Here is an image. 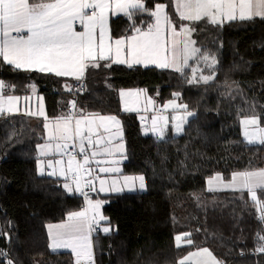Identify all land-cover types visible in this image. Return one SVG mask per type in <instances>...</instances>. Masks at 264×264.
Wrapping results in <instances>:
<instances>
[{"label": "trees", "instance_id": "1", "mask_svg": "<svg viewBox=\"0 0 264 264\" xmlns=\"http://www.w3.org/2000/svg\"><path fill=\"white\" fill-rule=\"evenodd\" d=\"M145 3L148 11L111 19L114 37L152 24L149 13L158 3L166 4L172 21H183L174 0ZM190 24L200 55L183 72L103 60L73 82L54 73L16 69L0 57L6 91L23 96L29 83L36 82L47 117H58L61 108L70 109L76 100L82 113L114 114L122 120L123 173L143 174L146 190L101 196L111 230L93 235L97 264H178L202 247L222 264H264L259 251L264 247L259 239L264 212L246 189L207 186L215 174L230 180L234 172L264 168V143H249L241 129V119L248 115L264 126V17ZM202 56L217 61L215 77L207 83L192 81L193 65ZM122 87H144L161 103L176 99L193 116L179 135L161 139L144 133L138 114L121 112ZM44 125L39 116L0 114V264H75L72 252L50 250L47 225L82 211L86 201L65 189L62 178L39 172L37 146L44 141ZM257 195L264 201L259 191ZM182 233H190L193 243L177 247L175 237Z\"/></svg>", "mask_w": 264, "mask_h": 264}, {"label": "snow or ice", "instance_id": "2", "mask_svg": "<svg viewBox=\"0 0 264 264\" xmlns=\"http://www.w3.org/2000/svg\"><path fill=\"white\" fill-rule=\"evenodd\" d=\"M165 4H156L154 10L149 14L155 18V24L148 25L147 31L135 28L137 35L127 37V54L130 60L121 59L126 43L124 38L115 40V56L117 63L154 64L159 68H174L177 72H183L188 65L189 59L196 56L200 49L190 47L194 41L187 39L180 40L181 34L187 36L193 30L187 26H182L181 31H177L172 24L171 17L165 11ZM110 9L122 12L129 18L134 15L133 10L138 12L148 11L145 0H0V57L8 64L14 65L16 69L38 70L40 72L55 73L57 76H73L77 80L81 79L85 70L91 66H98L94 62L97 58L107 59L113 53L111 44H105V33L108 31V16ZM176 12L181 20L201 21L208 19L212 24H220L225 20H250L254 17H264V0H176ZM79 22L83 26V31H76L75 24ZM169 29L168 36H165L164 28ZM99 29V43H97V30ZM26 30V35L20 34ZM205 60L208 57H203ZM212 58V64H215ZM211 67V65H209ZM195 70H193V80H195ZM211 76H202L205 83L211 80ZM192 81H189L191 83ZM7 86L0 81V114L4 112L12 113L18 111L16 102L20 99L16 96H4L3 91ZM33 90H34V86ZM71 91V89H68ZM125 93L121 92V96ZM132 95V93H128ZM178 95V94H177ZM151 103V101H149ZM73 108L75 103L73 102ZM184 107L186 105H176L174 101L164 106ZM132 108H125V111H133ZM31 115L44 117V109L41 104L39 112H31ZM187 116L193 113H187ZM47 119V117H45ZM167 123L166 117H161ZM174 119L180 122L176 124V131L182 130V124L186 117L177 116ZM73 115L61 116L54 122L45 123L44 127L52 143L38 145L41 156L48 155L49 152H56L68 156L66 162L63 159L56 160L55 165L59 166V175L65 179H71L75 185L73 189L69 183L64 184V188L69 192L75 191L84 196L86 207L82 211L69 212L64 223L48 225L49 236L52 240L51 247L68 248L75 255V264H94L92 244L89 239L94 226L101 222H106L101 208L104 204L102 200H91L85 189L97 191L94 186V179L99 180V191H107L104 185L106 180L96 176L94 179L91 164L118 163V161H101L97 156H113L123 153L122 144H113L112 140H105L100 132L101 128L108 131L107 124L111 122L117 129L120 122L115 116H99L97 119H89L81 114L79 119L73 123ZM245 125L244 135L249 143L259 141L264 143V129L255 128L248 130L249 125H257V118L253 117L243 121ZM151 131L159 132L163 135V129L157 127V118L153 117V127ZM119 135V132L116 133ZM95 137V139L93 138ZM95 149L89 154L87 149ZM82 156V160H77L75 152ZM47 166L53 167V162L48 161ZM99 172L110 173L119 172V168L100 167ZM40 171L43 174V161L40 162ZM50 175H57L54 170ZM133 179H139L140 188H144V177L137 178L124 177L127 183ZM215 179H220L217 176ZM113 185L116 181H112ZM212 181H209L211 184ZM235 190H247L252 201L264 212V201L258 199L257 192L264 196V169L256 171H245L234 173L232 180L227 185ZM113 191L121 189L113 188ZM264 218V217H262ZM111 229L104 227L103 232L107 233ZM190 233L177 235L175 240L177 247L182 242L192 244ZM264 241V236L259 237ZM259 251L264 252V247ZM195 258V264H216L212 253L204 248L198 252L189 253L178 264H186V261ZM9 264H12L9 261Z\"/></svg>", "mask_w": 264, "mask_h": 264}, {"label": "rangeland", "instance_id": "3", "mask_svg": "<svg viewBox=\"0 0 264 264\" xmlns=\"http://www.w3.org/2000/svg\"><path fill=\"white\" fill-rule=\"evenodd\" d=\"M160 4H164V3H160ZM165 11H167V10L165 9ZM212 58L213 57L208 58L206 61H204L205 59L204 60L202 59V61L200 60L197 64L193 65V70H195V77L196 78H195V80H193V75H192V81L198 82V83H201V82L203 83L204 81L202 79H200V77H202V76H211L213 78L215 77V74H216L215 68H216L217 61L215 60L216 63L212 64ZM209 65H211V67ZM188 66H191V64L188 63V65L186 67H188ZM71 80L73 82H75L77 79L76 78H72ZM71 80H69L68 82H70ZM0 81H3L4 84L7 86V80L0 79ZM32 86H34V90H33ZM68 87H71V83L68 84ZM124 90H128V91H124ZM121 92H124L125 95L121 96ZM128 93H132V95H128ZM3 95L5 97L6 96H16V97L20 98L16 102V107L19 110L15 111V112H12V113L23 112V113L29 114L31 112H39L40 106L42 104L43 105V109H44V113H45V116L43 117L44 118V123L54 122L56 120V118H58V117L70 115V110L67 107H63V108H61L58 117H55V118L47 117V104H46V101H45V97H44L43 93L40 92L39 85L36 82H34V81L29 83V92H28V94H25L23 96L22 95H16V94L10 93V92L6 91V89H4ZM146 95L155 97L154 94L148 93V90L146 88H144V87H122V88H120L119 89V97H120V102H121V106H120L121 112L127 113V112L124 111L126 107L132 108V109L133 108L137 109V108L142 107V109H144V105H145L144 96H146ZM59 102H60V100H59ZM158 103L163 105V103H161V102H158ZM181 113L182 112H180V114ZM190 113H193V112L190 111ZM81 114H83V116L89 115V114L82 113L80 110H78L77 117L80 118ZM35 116H39V115H35ZM39 117H42V116H39ZM45 117H47V119H45ZM253 117L257 118L258 124L254 125V126L253 125H249L248 126V130L252 131L255 128L264 129V126L259 124V118L258 117L253 116V115L252 116L248 115V116L242 117V119H241V129H242L243 137H244V139L246 141H248V138L245 137V135H244L245 125L243 124V121L246 120V119L253 118ZM90 119H97V123H99L98 117H93V118H90ZM117 120H119V119H117ZM141 126H142V129L145 130L144 129L145 128V124L141 123ZM107 127L109 129L108 131H104V128L100 129V132L103 135L104 139L105 140L111 139L113 144H122L124 150H123L122 154L117 153L116 155H113V156H97L96 157L97 160H101V161H118V163H102L100 165H97L95 162H93L91 164V168L93 169V176L90 177V178L94 179L96 176H99L100 179H104V180L107 181V183L104 185V187L106 189H108V190L104 191V192H101V191H99V188H100L99 180L94 179V186L97 189V191H95V192L96 193L100 192V193H102L104 195V194H110V193L145 191L146 190V180H145V176L143 174H126V173H123V162L125 160L126 144H125V137H124V129H123L122 125H119V128L117 129L111 122H109L107 124ZM175 129H176V127H175ZM183 130H184V128L182 127V130L180 132L176 131V134H181L183 132ZM117 132H119L118 136L116 135ZM93 138L95 139V137H93ZM45 143H52L53 145L55 143H57V141H50L48 139V133H47L46 129H45L44 141L42 142V144H45ZM253 143H260V142L256 141V142H253ZM93 150H95V149L88 148L89 154ZM49 154H51V155L55 154V155L54 156L50 155L51 157L47 161H45L43 158H41L40 151L38 149L37 155H38V170H39V172H41L40 171V162L43 161V168H44L43 173H48L49 174V173H51V172H53L55 170L57 172V175H55V176L62 178L64 180L63 184L67 183L70 180V178L69 179H65L64 177L59 175V166L55 165V161L63 159L65 161V167H66V162L68 160V156L64 155L62 157L61 154L56 153V152H49ZM56 155H58V156H56ZM49 160H51L53 162V167L50 168V170H51L50 172H46V167H48L47 163H48ZM100 167L119 168L120 171L119 172L103 173V172H99L98 169ZM261 169H264V168H261ZM256 170H260V169H255V170H252V171H256ZM243 172H245V171H243ZM52 176H54V175H52ZM140 176L144 177V185L145 186H144L143 189L140 188L139 179H133V180L127 182V183L124 181V177L137 178V177H140ZM113 180L116 181L115 185H113V183H112ZM221 180H223V179H221ZM227 185H229V183ZM113 188H117V189H121V190L120 191H113L112 190ZM226 189H234V188L227 186ZM88 198L93 200V201H95V200L104 201V199H102L101 196H98V195H96L95 197L93 195H91V197H90V195H89ZM104 203H105V201H104ZM103 205H102V208H101L102 214H103ZM102 224H103L104 227H108V224L106 222H104ZM183 234L184 233H182L180 235H183ZM184 243H186V242H184ZM92 247H93V245H92ZM50 250L54 251V249L51 247V245H50ZM74 261H75V255H74Z\"/></svg>", "mask_w": 264, "mask_h": 264}, {"label": "crops", "instance_id": "4", "mask_svg": "<svg viewBox=\"0 0 264 264\" xmlns=\"http://www.w3.org/2000/svg\"><path fill=\"white\" fill-rule=\"evenodd\" d=\"M174 4H175V8H176V0H174ZM165 9L167 10V8H165ZM120 15H125V14L122 13V12H116L114 9H110L108 11V13H107V16H108L107 29H108V31L105 33V44L106 45L107 44H111V46L113 48V53L111 55H109L107 59H103V60H111L112 62H115V63H117L116 62V59L117 58L115 56V51H114L115 50V47H116L115 46V40L121 39V38H124L125 39L126 43L124 45V51L121 54V59L130 60V57L127 54V37H130V36H133V35H137V33L135 31L133 33H131L130 35H128V36H117V37H114L112 35L111 19L113 17L120 16ZM225 21H227V20H225ZM191 22L192 21H187V20H183L180 23L172 21V24L176 27V30L179 32V31H181V27L182 26H187V27L193 29L192 26H191V24H190ZM152 24H155V18H154ZM147 28L148 27L142 28L141 31H147ZM75 30L78 31V32L79 31H83V26L79 22H77L75 24ZM164 33H165V36L167 37L168 36V33H169V29L167 27L164 28ZM12 34L13 35H26L27 33H26V30H25L24 32H22L20 34H17L15 32H13ZM178 38L180 40H182V41L185 40V39H187L189 41H194L195 42L193 30L187 36H185L184 34H181V36L178 37ZM97 43H99V29L97 30ZM190 47L198 48V46L196 45V43L190 44ZM199 55H200L199 52H197L196 56L193 57V58H191V59H189L188 63L191 64L192 61L193 60H196ZM202 57H204V56H202ZM103 60L97 58L94 63H97V62L103 61ZM119 64L129 65V63H119ZM137 65L144 66V67H157L156 65L149 64V63L131 64V66H137ZM157 68H159V67H157ZM169 68L174 70V68H172V67H169ZM64 77L71 78V79L72 78H75L73 76H64ZM124 91H128V90H124ZM149 101H151V103ZM171 101H174L176 105H183V104L179 103V101H177L176 99H169V100L165 101L163 103V105H162V104H159L158 103L159 101L157 100L156 97L146 95V96H144V102H145L144 109H142V107H140V108H137V109L136 108H133L134 109L133 111H125V110L124 111L127 112V113H136V114H138V116H139V118L141 120V123H144L145 124V128H144L145 130H143L144 133L152 134V135L156 136L157 138L164 139V138H166L168 136L179 135V134H176L175 127H176V124L179 123L180 121L177 120V119H174V117H177V116H184V117H186L185 122L182 124V127L184 128L185 125H186V122L188 121V119L193 116V115L187 116L186 114L189 113L190 110L185 109L184 107H176V108L168 107V108H165L164 106L166 104H169V102H171ZM180 112H182V113L180 114ZM144 114H145V117H144ZM99 116H115L117 119H119L120 125H122L121 118L118 115H114V114H108V115H103V114H89L86 117H88L90 119V118L99 117ZM153 117H156L157 118V127L163 129V135L162 136L160 135V133L158 131L157 132L151 131V129L153 127ZM161 117H166L167 118V123L166 124H165V121L163 119H160ZM75 119H79V117H76ZM75 119L73 120V123L75 122ZM87 151H88V149H87ZM50 155L51 154H48V155H45V156H41V158H43L45 161H47L51 156H54L55 154H52L51 156ZM56 156H58V155H56ZM48 169H50V168L49 167H46V172H47ZM239 172H243V171H239ZM239 172H234V173H239ZM217 176H219L220 179H215ZM221 179H223V180H221ZM210 180L212 181L211 184H209V181ZM231 180H232V177H231L230 180H226V179L223 178V176L221 174H215L214 176H212V177H210V178L207 179V186H208V188L210 190H235V189H226L227 184L230 183ZM67 183L71 184L72 187H73V189L75 188V185L72 184V181L71 180H69ZM89 195H90V197H91V195H93L95 197L96 195L102 196L103 194L100 193V192L99 193H96V192H93L91 189H88V196ZM262 217H264V213L262 214ZM262 219H263V222H264V218H262ZM66 220L61 221V222L50 223V224L51 225L61 224V223H64ZM102 223H104V222H101L99 224L101 226V229L104 228V226H103ZM50 224H48V225H50ZM48 225H47V232H48V235H49ZM96 226H98V225H96ZM96 226H94V227H96ZM108 228L111 229V227L109 225H108ZM49 238H50V236H49ZM89 239L91 241V244L93 245V235H92V232L90 234ZM186 239H188V237ZM51 244H52V240L50 238V245ZM185 244H187V243H184V242L181 243V245H185ZM204 248L208 249L212 253V256L215 257L216 264H222L221 260L214 254V252L211 249L207 248V247H202V248H198V249L196 248L194 250H191L185 256H188L189 253L198 252L200 249H204ZM54 251H70V252H72L71 249H68V248H57ZM92 251H93V256H94V249H92ZM72 254L74 255L73 252H72ZM186 264H195V258L192 259V260L186 261ZM209 264H211V261H209Z\"/></svg>", "mask_w": 264, "mask_h": 264}, {"label": "built area", "instance_id": "5", "mask_svg": "<svg viewBox=\"0 0 264 264\" xmlns=\"http://www.w3.org/2000/svg\"><path fill=\"white\" fill-rule=\"evenodd\" d=\"M82 87H83V84L80 83V85L78 86V89H82ZM74 103H75V108H73V106H70L69 110H70V114L73 115V117L75 119L77 117V115H78V108H77L76 100H74ZM144 117H145V114H144ZM73 154L76 155L78 160L82 159V156L79 154L78 150H77V152H75ZM49 171H50V169L47 170V172H49ZM87 190H88V188L85 189V192H87ZM94 228H95V230L92 231V235H94L95 233H98V232L101 231V226L100 225H98V226H96ZM93 258H94V264H97L95 255L93 256Z\"/></svg>", "mask_w": 264, "mask_h": 264}]
</instances>
